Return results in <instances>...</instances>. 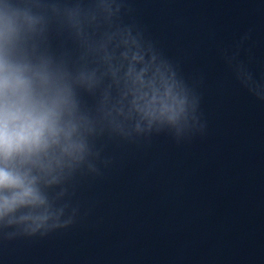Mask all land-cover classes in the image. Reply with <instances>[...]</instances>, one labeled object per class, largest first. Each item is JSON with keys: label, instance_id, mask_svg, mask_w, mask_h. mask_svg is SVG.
Returning <instances> with one entry per match:
<instances>
[{"label": "clouds", "instance_id": "obj_1", "mask_svg": "<svg viewBox=\"0 0 264 264\" xmlns=\"http://www.w3.org/2000/svg\"><path fill=\"white\" fill-rule=\"evenodd\" d=\"M0 24L10 26L7 13L0 15ZM22 81L0 62V191L10 190L11 195H0V215L11 211L29 197L31 189L26 176L10 170L7 162L27 158L46 145L54 132L52 113L41 110L18 99Z\"/></svg>", "mask_w": 264, "mask_h": 264}]
</instances>
